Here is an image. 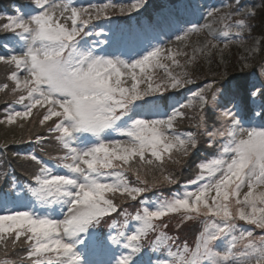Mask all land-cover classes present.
<instances>
[{
    "label": "snow or ice",
    "instance_id": "6c2138e0",
    "mask_svg": "<svg viewBox=\"0 0 264 264\" xmlns=\"http://www.w3.org/2000/svg\"><path fill=\"white\" fill-rule=\"evenodd\" d=\"M141 6L137 0L118 10L131 13ZM196 7L191 0H176L158 16L138 21L136 29L110 27L111 34L96 41L105 46L99 52L86 37L104 35L93 32L103 27L93 21L110 19L115 4L31 0L29 12L0 14V33H10L0 36V65L9 68L12 82L11 88L0 85V93L12 96L0 113V126L23 129L38 123L48 135H29L28 142L54 140L61 153L51 165L35 152L25 153L23 159L36 166L31 182L0 183V254L5 257L0 264H153L150 255L145 258L150 236L151 255L160 252L158 264H264V83L258 91L250 83L246 98L239 86L219 98L214 83L192 92L186 103L167 95L194 82L188 69L198 55L210 58L215 52L223 63L232 45L244 48L245 61L264 51L258 46L264 40L248 45L257 13L235 0L214 21L220 25L216 29L182 18L181 12L194 13ZM164 28L183 46L153 44L156 30ZM204 31L209 39L189 52V37ZM209 92L222 109L213 110L215 119L226 121L211 130L204 116ZM254 107L260 109L258 126H251ZM185 109L196 112L195 126L204 127L208 147L217 138L223 143L213 158L197 165L192 190L145 202L148 171L158 169L163 182L175 184L166 163H181L198 146V133L177 129L179 120L194 118ZM127 201L143 206L128 215L122 207ZM121 213L123 221L117 222ZM170 215L182 222L202 218L193 246L167 234L164 218ZM18 248L23 254L8 259Z\"/></svg>",
    "mask_w": 264,
    "mask_h": 264
},
{
    "label": "trees",
    "instance_id": "16d2710c",
    "mask_svg": "<svg viewBox=\"0 0 264 264\" xmlns=\"http://www.w3.org/2000/svg\"><path fill=\"white\" fill-rule=\"evenodd\" d=\"M14 0H0V9L3 8H9L11 7V3ZM16 2H20L19 4L26 3V0H15ZM100 2H103L105 0H99ZM110 1H116V0H110ZM164 0H140V3L142 6L137 10L133 11L131 13L125 12L121 14L119 12V8L117 7L116 10H114V13L111 15L110 19H102L100 20L102 23L106 25H111L114 29L120 28V29H129L134 28L137 26L138 21H144L148 18H151L154 13V11L161 7ZM175 1V0H170ZM243 0H240V3ZM251 1V0H250ZM252 3L260 4L261 2L264 5V0H252ZM222 3L224 5H227L229 10L231 8L229 6L235 5V0H222ZM10 10V9H7ZM264 16V15H263ZM264 30V26L262 28ZM261 30V31H262ZM0 35H3V33H0ZM263 46V47H262ZM261 48L264 49V43L262 44ZM237 55H234L232 58L231 55L226 54L224 55V62L221 63L220 60H217V57L211 56L209 59L204 58L201 56L204 61L209 63L212 67H214L215 63L218 62V64L224 65L221 71V74H209L207 71H203V65L201 57L199 56L197 60L189 67V71L191 73V77L193 79V83L187 85L184 88L178 89V90H170L167 95L172 96L174 100H179L184 93H186L191 87H196L197 90L199 88L204 87L207 83H214L215 87L213 89L214 92H218L221 87L224 85H228L233 83L235 86H239L241 94L245 96L246 98V90L250 83H255L254 78L256 75H258V65H261L262 61H264V51H261L259 54H256V56L252 59L253 61V68H246L238 70L236 67L238 66L239 58L236 57ZM181 62L185 58L180 57ZM220 59V58H219ZM210 61V62H209ZM164 63H170V61H166ZM231 67V68H230ZM158 71L162 72L161 77L164 76V71L162 69H157ZM225 73H222L224 72ZM215 72V71H214ZM218 73V72H217ZM9 74V68L4 65H0V85L3 83H8L10 88L12 86V82L7 79V76ZM259 83H264V81H260ZM260 85L257 87V91L259 90ZM8 93L5 100H3L0 103V112L2 113L3 108L5 109L6 103H11L12 96L8 91L4 92ZM211 95L212 93H208V99L209 104L208 107L204 110V116L206 118V126L209 128L212 126L217 125V121L215 120V117L213 115V108L211 107L210 101H211ZM256 100H258V103L260 101V97H255ZM249 104H251V101H247ZM254 110V108H253ZM35 111V110H34ZM186 112H188L189 115L193 116L194 118L189 119H183L179 120L177 122V129L181 132H187L192 131L194 133H198V146L192 151L191 155L187 158H182L181 163H171L168 162L165 165L167 173L172 174L177 183L175 184H167L163 182L160 179V170H149L147 174V179L149 180L148 184V190L143 195V200L146 202L148 200L153 199H168L175 195L176 192H179L181 188L187 184L188 182L192 181L194 177L198 174L199 169L197 165L201 163L203 160H207L217 154L216 150V144L213 147H208L209 138L204 133V127L197 128L195 125L197 124L198 120L196 118V112L194 110H188L185 109ZM260 109L257 108L256 115L258 116ZM36 134L39 135H46L45 128H39L37 131H35L32 136L34 137ZM24 145V146H22ZM43 147L44 152H42L40 149ZM30 149H34L36 154L43 159L44 161H47L51 159L52 155L55 153L52 151H57V155H59V151L56 146V142L54 140L46 141L43 145H37L35 142H28V138L23 141H4L0 140V156L5 157L4 159V166L2 169V172H0V183L3 181H8L9 184L12 182H15L16 184H26L30 183V175L32 172L36 170V166L34 163L29 162L25 159H23V151H30ZM49 151L50 153L46 152ZM20 154V155H16ZM52 154V155H51ZM9 169H12L11 171L14 172L16 175H10L9 176ZM5 172V173H4ZM130 179L134 182L135 178L133 176H130ZM159 181V182H154ZM116 202L120 203L119 196L116 197ZM142 204H138L137 202L133 201H127L122 205V207L126 210V213L128 215H134L136 210L141 207ZM124 213H121V216L117 222H122L124 218ZM164 222L167 223L168 227L165 229L167 234L173 238L179 237V240L177 243L182 244L183 242H187L189 246H193L196 238L198 236L199 230L203 227L202 218L201 219H194L192 221H183L181 220V217L179 215H170L168 217L164 218ZM110 224L113 223V221L109 222ZM107 230V226H105ZM150 239H152V236L149 237V239L145 242V249H147L150 245ZM23 250L17 249L16 253H9L8 259L15 260L17 255H22ZM148 254L146 255V257ZM145 257V258H146ZM0 259H5V257L0 254Z\"/></svg>",
    "mask_w": 264,
    "mask_h": 264
},
{
    "label": "rangeland",
    "instance_id": "374dc122",
    "mask_svg": "<svg viewBox=\"0 0 264 264\" xmlns=\"http://www.w3.org/2000/svg\"><path fill=\"white\" fill-rule=\"evenodd\" d=\"M26 1L27 2L25 4L24 3L19 4L20 2H16L14 0L11 3V7L0 9V14H3V15H17V14L29 12L31 10L29 8V4L31 3V0H26ZM251 1L250 0H243L240 3L242 7H245V8H254L256 10V13H257L256 18L251 21V23L253 24L254 27H253V31L251 33V37L248 38V45L249 46L253 43L254 40L255 41L264 40V37H261V30H262V28L264 26V25L261 24V21L264 20V16H263L264 15V5H263L262 2L260 4H257L256 2L255 3H252ZM175 2H176V0L175 1L164 0L163 1V4L161 5V7L157 8L154 11V13H152V15H153L152 17H156L160 13L166 11L167 8L171 4H173ZM76 3L78 5H84V6H88L89 4L96 5V6H102L103 4H115V5H117L118 8L120 6H123V7L127 8L129 5H131L133 3H137V0H116V1L105 0L103 2H100L99 0H76ZM191 3L193 5H195V6H197L196 7V11L194 13L193 12H188V13L181 12L182 18L184 20H191L193 22H198L201 25H203L205 23H212L213 24V27L216 28V29H219L220 28V25H219V23H214V21L220 15H222L223 13L230 11L229 8L227 7V5H224V3H222V0H191ZM7 9H10V10H7ZM212 9H219L220 11L214 13V16L213 17H208L207 16V12L209 10H212ZM141 22H143V20ZM93 24L102 25L103 26L102 28L97 27V28H95L93 30V32L95 33V32L103 31L104 35L97 37L95 34H93V35H91L89 37H86V41H87V45L89 47H93V48L96 49L97 52H99L100 49L102 47H105V46L103 44L96 43V41H103L105 39V36H108V35L111 34L108 31V29L110 27L112 29H114V28L111 25H109V24L106 25V24L102 23L101 21H93ZM137 27H138V24L133 29H136ZM156 33L158 34L157 35V39H155V40L152 41L153 44L159 43L165 49H167V48L176 49V48H180V47L183 46V42H176L174 35H172L168 31L167 28H164L163 30L157 29L156 30ZM6 35H10V33L9 34H3V35H0V36H6ZM208 39H209V37L207 35V31H204V32H202L200 34H193V35H191L189 37V48H188L189 52L191 51V47L192 46L203 45L205 43V41L208 40ZM262 44L263 43H261L258 46L261 48ZM220 47L223 48V43L222 42L220 44ZM2 51H3V49H0V52H2ZM117 54L119 55V53H117ZM226 54L231 55L232 58L234 57V55H237L236 57L239 58V60H238L239 64H238V66L236 68L238 70L246 69V68H250V69L253 68L252 67L254 65L253 64V61H252L253 58L252 59H249L247 61L241 59L242 56L247 55V53L245 52L244 48H240V47H237L236 45H232V46H230L229 49H226L225 50V55ZM199 56L200 55H198V57ZM212 56L213 57H217V60H220L219 59L220 57L218 55H216L215 52L213 53ZM255 56H256V54H254V57ZM204 58H206V57H204ZM200 61L201 62L203 61L201 63L203 65V71H207V72H209V74H215V75L221 74L222 68H225V67H223L224 65H222V64L220 65V64H218V62L215 63L214 67H212L211 65H209V63H207L206 61H204V59L202 57H201V60ZM163 62H165V60ZM245 64H247L248 66H245ZM257 69H258V75H256V77L254 78V82L257 84V87H258L260 85L259 80L260 81H264V61H262L261 65H258ZM222 73H225V71L222 72ZM157 74L159 76H161L162 75V72L161 71H158ZM257 78H259V79H257ZM233 86H235L233 83L228 84V85H224L217 92V96L219 98H222L221 97V93L227 92ZM194 91H197V88L196 87H191L186 93H184L182 95V97L178 101L177 100H174V98H173V100L175 102H185L186 103L187 102V98ZM7 94L8 93H0V103L3 100H5L6 98L9 97V96L7 97ZM257 103H258V100H257ZM210 104H211V107L213 108V110L215 111V113H220L222 111L221 107L214 105L213 102H212V100L210 101ZM227 106L230 109L233 108V105L232 104H228ZM233 110L235 111V109H233ZM256 110H257V108L254 107L253 116H252V119H251V126H258L259 123H260V121L258 119V116L256 115V113H257ZM2 111H4V108H3ZM152 118H164V117H152ZM237 119L239 120L240 119V116H237ZM225 122L226 121H217V125L215 127L216 128H220V127H222V125ZM248 126H249L248 124H245V127H248ZM212 127L209 126V130H211ZM39 128H40V126L38 125V123L35 124V126L28 125L25 128H23V129H21V128L17 127V126H12V127L0 126V140H4V141H8V140L9 141L10 140H12V141H23V140L27 139L29 137V135L34 134L35 131H37ZM47 135H48V133L46 131V135H44V136H47ZM221 143H223V140L220 139V138H217L216 150L215 151H217L220 148ZM22 146H24V145H22ZM30 152H35L36 153L38 151H35L34 149H30V151H23L24 154L25 153H30ZM42 152H44V151H42ZM46 152L50 153L49 151H46ZM52 152L55 153L54 155L51 154L52 155L51 156L52 158L49 159V160H47V161H45L46 163H48L50 165L53 164V163H55V157L57 156V151H52ZM59 154H61V153H59ZM214 156H212L211 158H213ZM211 158H209L207 160H203L201 162H206V161L210 160ZM4 159H5V157L0 156V172H2V169H3V166H4ZM11 170L12 169H9V171H10L9 172V176L10 175L18 176L14 172H12ZM197 175L194 177V179L197 178ZM17 185H20V184H17ZM193 187L194 186L188 182L187 184H185L181 188V190L179 192H176L175 194L182 193V192L187 191V190H192ZM243 191H247V189L245 188V189H243ZM213 195H214V193H213ZM157 200H161V199H153V200H148L146 202H155ZM142 206L143 205H141V207ZM240 223L243 224V222H240ZM256 232L259 233V230L257 229ZM153 242H154V238L152 237V239H150V244H153ZM151 253H152V249H151V247H148L147 248V254H148V256L149 255L151 256V259L153 261V264H158L157 257L160 256L159 249H157L155 255H151ZM148 256L146 257V259L148 258Z\"/></svg>",
    "mask_w": 264,
    "mask_h": 264
}]
</instances>
